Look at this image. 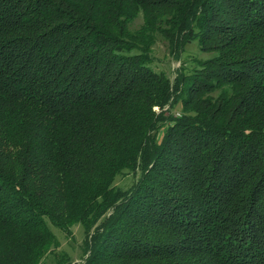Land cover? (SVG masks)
<instances>
[{"label":"trees","instance_id":"trees-1","mask_svg":"<svg viewBox=\"0 0 264 264\" xmlns=\"http://www.w3.org/2000/svg\"><path fill=\"white\" fill-rule=\"evenodd\" d=\"M49 253L264 264V0H0V264Z\"/></svg>","mask_w":264,"mask_h":264},{"label":"rangeland","instance_id":"rangeland-1","mask_svg":"<svg viewBox=\"0 0 264 264\" xmlns=\"http://www.w3.org/2000/svg\"><path fill=\"white\" fill-rule=\"evenodd\" d=\"M139 21V20H138ZM136 26V25H134ZM153 51V60L152 67L155 70H163L169 76L174 75V69L179 65V61L172 58L168 53L167 43L162 39L156 40L152 48ZM198 53V54H197ZM200 55L203 54L198 51V47L195 42L187 45L186 52L183 53V56L190 55ZM206 55V54H204ZM185 56V57H186ZM133 180V176L131 173H128L124 176H120L117 178L116 183L122 187L128 186ZM53 232L58 235L60 240V245L57 248L58 250H62L66 252V254L74 260H80L82 256V239H83V231L80 225L73 226V236L69 237L64 232L58 231L55 227L51 228ZM56 256L53 253H49L43 259L45 264H56Z\"/></svg>","mask_w":264,"mask_h":264}]
</instances>
